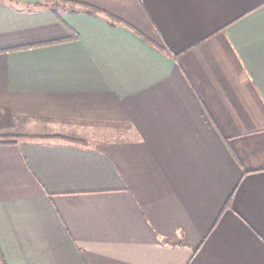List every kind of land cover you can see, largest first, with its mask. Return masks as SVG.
I'll return each instance as SVG.
<instances>
[{
    "label": "crops",
    "instance_id": "obj_1",
    "mask_svg": "<svg viewBox=\"0 0 264 264\" xmlns=\"http://www.w3.org/2000/svg\"><path fill=\"white\" fill-rule=\"evenodd\" d=\"M42 1L0 0V262L264 264V0Z\"/></svg>",
    "mask_w": 264,
    "mask_h": 264
},
{
    "label": "trees",
    "instance_id": "obj_2",
    "mask_svg": "<svg viewBox=\"0 0 264 264\" xmlns=\"http://www.w3.org/2000/svg\"><path fill=\"white\" fill-rule=\"evenodd\" d=\"M62 2H72L69 0H61ZM40 5H49L52 9H54L55 11L57 10L58 7H60L61 3L59 0H44L42 2L39 3ZM87 6V5H86ZM89 11L93 10V7H87ZM111 17L113 19H115L116 17H114L113 15H111ZM0 142H4V141H0Z\"/></svg>",
    "mask_w": 264,
    "mask_h": 264
},
{
    "label": "rangeland",
    "instance_id": "obj_3",
    "mask_svg": "<svg viewBox=\"0 0 264 264\" xmlns=\"http://www.w3.org/2000/svg\"><path fill=\"white\" fill-rule=\"evenodd\" d=\"M61 6V5H60ZM0 264H2L1 262H0Z\"/></svg>",
    "mask_w": 264,
    "mask_h": 264
}]
</instances>
